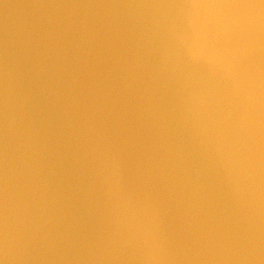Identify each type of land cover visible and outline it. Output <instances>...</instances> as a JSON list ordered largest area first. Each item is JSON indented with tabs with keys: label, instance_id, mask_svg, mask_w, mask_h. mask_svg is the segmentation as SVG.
I'll list each match as a JSON object with an SVG mask.
<instances>
[{
	"label": "water",
	"instance_id": "1",
	"mask_svg": "<svg viewBox=\"0 0 264 264\" xmlns=\"http://www.w3.org/2000/svg\"><path fill=\"white\" fill-rule=\"evenodd\" d=\"M0 264H264V0H0Z\"/></svg>",
	"mask_w": 264,
	"mask_h": 264
}]
</instances>
